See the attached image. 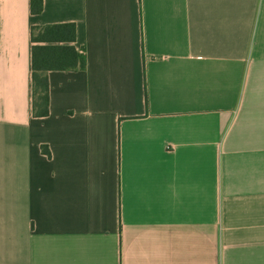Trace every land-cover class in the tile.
<instances>
[{"label": "crops", "instance_id": "0c3cea01", "mask_svg": "<svg viewBox=\"0 0 264 264\" xmlns=\"http://www.w3.org/2000/svg\"><path fill=\"white\" fill-rule=\"evenodd\" d=\"M30 3L0 0V264H264V0ZM61 24L87 67L35 117Z\"/></svg>", "mask_w": 264, "mask_h": 264}, {"label": "trees", "instance_id": "16d2710c", "mask_svg": "<svg viewBox=\"0 0 264 264\" xmlns=\"http://www.w3.org/2000/svg\"><path fill=\"white\" fill-rule=\"evenodd\" d=\"M31 13L40 14L44 0H31ZM38 33V34H36ZM76 41L75 24L48 25L32 28L33 73H32V112L35 117H46L49 114V83L47 73L50 70L83 71L87 67L86 50H76L74 46H59V43ZM44 42L51 46H36ZM50 156L47 147L43 148Z\"/></svg>", "mask_w": 264, "mask_h": 264}]
</instances>
